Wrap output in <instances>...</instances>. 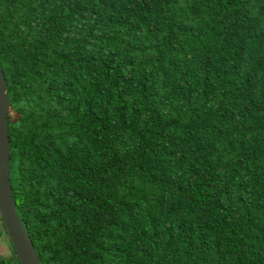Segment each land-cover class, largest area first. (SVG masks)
<instances>
[{
	"label": "trees",
	"instance_id": "1",
	"mask_svg": "<svg viewBox=\"0 0 264 264\" xmlns=\"http://www.w3.org/2000/svg\"><path fill=\"white\" fill-rule=\"evenodd\" d=\"M0 67L40 264H264V0H0Z\"/></svg>",
	"mask_w": 264,
	"mask_h": 264
},
{
	"label": "water",
	"instance_id": "2",
	"mask_svg": "<svg viewBox=\"0 0 264 264\" xmlns=\"http://www.w3.org/2000/svg\"><path fill=\"white\" fill-rule=\"evenodd\" d=\"M7 83L0 67V219L20 264H40L33 244L18 216L10 183V147Z\"/></svg>",
	"mask_w": 264,
	"mask_h": 264
},
{
	"label": "rangeland",
	"instance_id": "3",
	"mask_svg": "<svg viewBox=\"0 0 264 264\" xmlns=\"http://www.w3.org/2000/svg\"><path fill=\"white\" fill-rule=\"evenodd\" d=\"M0 254L11 262L15 260V253L5 235L0 237Z\"/></svg>",
	"mask_w": 264,
	"mask_h": 264
},
{
	"label": "clouds",
	"instance_id": "4",
	"mask_svg": "<svg viewBox=\"0 0 264 264\" xmlns=\"http://www.w3.org/2000/svg\"><path fill=\"white\" fill-rule=\"evenodd\" d=\"M24 227V226H23ZM25 229V228H24Z\"/></svg>",
	"mask_w": 264,
	"mask_h": 264
}]
</instances>
